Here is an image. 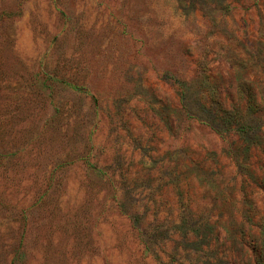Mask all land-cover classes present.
<instances>
[{"label": "rangeland", "instance_id": "rangeland-1", "mask_svg": "<svg viewBox=\"0 0 264 264\" xmlns=\"http://www.w3.org/2000/svg\"><path fill=\"white\" fill-rule=\"evenodd\" d=\"M0 264H264V0H0Z\"/></svg>", "mask_w": 264, "mask_h": 264}]
</instances>
